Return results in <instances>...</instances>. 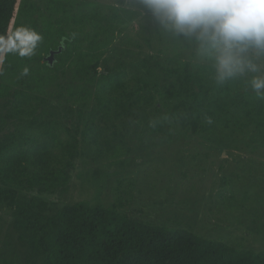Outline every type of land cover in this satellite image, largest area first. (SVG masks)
Wrapping results in <instances>:
<instances>
[{"label":"rangeland","instance_id":"374dc122","mask_svg":"<svg viewBox=\"0 0 264 264\" xmlns=\"http://www.w3.org/2000/svg\"><path fill=\"white\" fill-rule=\"evenodd\" d=\"M72 2L73 12L126 11L131 18L113 22L109 44L95 53L96 72L84 73L76 51L66 56L56 43L63 16L52 12L50 0H23L0 73V153L17 145L12 137L43 140L41 126L56 124L61 142L75 139L76 154L64 188L0 177V187L16 193L12 206L0 201V264L43 262L18 207L47 218L79 204L264 252V127H245L234 110L208 130L201 122L195 133L175 121L162 132L154 125L165 112L154 105L164 86L156 63H189L213 88L229 82L249 99H264V54L235 53L252 75L231 80L219 50L234 38L264 43V0ZM122 93L132 94L129 113L118 108ZM148 94L153 105L137 100Z\"/></svg>","mask_w":264,"mask_h":264},{"label":"trees","instance_id":"16d2710c","mask_svg":"<svg viewBox=\"0 0 264 264\" xmlns=\"http://www.w3.org/2000/svg\"><path fill=\"white\" fill-rule=\"evenodd\" d=\"M72 4V0H50L52 12L63 16L57 22L56 43L66 56L70 55L71 49L76 51L84 73L90 67L96 72L99 65L96 51L109 44L113 22L130 19V12L125 11L122 17L116 11L102 15L96 8L77 13L72 11ZM22 7L23 0H0V73L10 38L18 33L14 24ZM219 45L225 59L223 69L231 80L235 76L238 77L236 80H243L252 75L239 62L243 55L236 58L235 53L255 50L264 54V43L255 39L234 38ZM190 67L189 63L180 68L156 63L158 75L164 82L162 90L157 92L158 100L153 102L156 109L161 107L165 111L154 122L159 132L171 121L183 128L190 127L192 133L204 122V129L208 130L233 110L241 112L245 127L253 126L257 130L264 127V99H249L245 89L229 82L213 88L205 75L192 72ZM106 77V74L101 75L104 80ZM108 82L113 88L124 87L119 81ZM142 85L148 87V83ZM120 97L125 101L118 108L122 114L129 113L132 94L122 93L116 99L122 100ZM153 99L150 94L137 97L148 105H153ZM41 127L43 140L22 135L12 137V141L18 143L0 153V177L11 184L28 179L47 189L64 188L75 159V139L61 142L55 133L56 124ZM15 198L13 190L0 187V201H9L12 206ZM17 209L31 232L36 250L43 256L42 264H264V252L236 249L187 229L131 220L116 214L113 209L79 204L65 206L58 214L47 218L20 207Z\"/></svg>","mask_w":264,"mask_h":264},{"label":"water","instance_id":"95a60500","mask_svg":"<svg viewBox=\"0 0 264 264\" xmlns=\"http://www.w3.org/2000/svg\"><path fill=\"white\" fill-rule=\"evenodd\" d=\"M53 53H55V52H53V51L50 52V54H49V56L47 58V62L48 63H51V59H52Z\"/></svg>","mask_w":264,"mask_h":264}]
</instances>
